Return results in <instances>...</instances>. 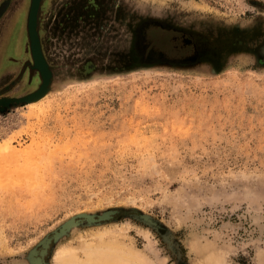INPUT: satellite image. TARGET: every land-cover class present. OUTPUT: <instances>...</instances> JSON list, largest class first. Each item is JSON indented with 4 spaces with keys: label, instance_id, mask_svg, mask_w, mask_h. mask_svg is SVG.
Listing matches in <instances>:
<instances>
[{
    "label": "rangeland",
    "instance_id": "obj_1",
    "mask_svg": "<svg viewBox=\"0 0 264 264\" xmlns=\"http://www.w3.org/2000/svg\"><path fill=\"white\" fill-rule=\"evenodd\" d=\"M30 2L0 0V101L42 84ZM38 31L47 93L0 105V264L108 211L33 258L116 235L147 264H264V0H42Z\"/></svg>",
    "mask_w": 264,
    "mask_h": 264
},
{
    "label": "bare ground",
    "instance_id": "obj_2",
    "mask_svg": "<svg viewBox=\"0 0 264 264\" xmlns=\"http://www.w3.org/2000/svg\"><path fill=\"white\" fill-rule=\"evenodd\" d=\"M39 1L40 0H31L30 8H29L27 20H26L27 34H28V39L30 43V51H31L32 59H33V65H36L35 70H37L40 73V77L42 79V84L40 88L32 92L31 94L27 95L24 98L28 102H31V103L38 102L45 96L46 92L44 88L46 85L50 84L51 78H52V70L50 68V64L48 63V60L45 57V55L44 56L42 55V51L39 45L41 39L40 40L38 39L36 29H35L36 10H37ZM42 50H43V47H42ZM8 101H9L8 99L4 98L2 101H0V103H7ZM36 105H37L36 103L31 104V106H36ZM5 177L7 176L5 175ZM0 184H2V182ZM115 236L105 241L102 240L96 243L95 245L94 244L93 245L84 244L83 247L76 248V249L68 247V246H61L55 253V256H54L55 262L53 264H147L148 263V259L145 254H142L140 251L134 250L133 248L126 247L124 242L120 241L118 237H115ZM43 245H42V248L38 250V255H40V257L42 256L43 257V258L41 257L42 259H45L47 249ZM204 251L207 252L206 256H204V258L202 257V261L204 260V263L199 262V264H222L223 263L220 257H218L217 255L218 253L215 252L216 257H214L215 256L214 251L208 250L206 248H204ZM219 251L220 250H218V252ZM221 252L222 251H220V253ZM32 259H34L33 262H35V264L44 263V262H40L39 259L37 258H32Z\"/></svg>",
    "mask_w": 264,
    "mask_h": 264
},
{
    "label": "water",
    "instance_id": "obj_3",
    "mask_svg": "<svg viewBox=\"0 0 264 264\" xmlns=\"http://www.w3.org/2000/svg\"><path fill=\"white\" fill-rule=\"evenodd\" d=\"M41 1H39V4H38V7H37V10H36V25H35V29H36V33H37V37L38 39L40 40V35H39V31H38V14H39V10H40V5H41ZM40 49L42 51V55L44 56V53H43V50H42V43H41V40H40ZM45 58V57H44ZM34 67L36 68V65H34ZM50 85V84H49ZM49 85H46L45 86V92L47 93V90H48V87ZM45 93V94H46ZM11 102H15V103H22V102H27L28 101L24 98H19V99H9V101L7 103H0V105H5V104H9ZM117 213V211H108L100 216H95V215H79L78 217H81V218H84L86 221H88L89 223H99V222H102V221H107V220H110L112 219V217ZM78 217H73L71 218L69 221H67L64 225H62V227L60 228L59 231H56L54 233L53 236H48L46 237L41 243L40 245L42 246H45L47 251H46V254L51 246V243L55 240H58L60 238L61 235L65 234L67 231H69L71 228L77 226L79 224V221L77 220ZM38 250L34 249L32 251V258H33V255L34 253L37 254ZM34 260L32 259V262ZM33 264H35V262H33ZM42 264H46L45 261L44 263Z\"/></svg>",
    "mask_w": 264,
    "mask_h": 264
},
{
    "label": "flooded vegetation",
    "instance_id": "obj_4",
    "mask_svg": "<svg viewBox=\"0 0 264 264\" xmlns=\"http://www.w3.org/2000/svg\"><path fill=\"white\" fill-rule=\"evenodd\" d=\"M34 92V91H33Z\"/></svg>",
    "mask_w": 264,
    "mask_h": 264
}]
</instances>
